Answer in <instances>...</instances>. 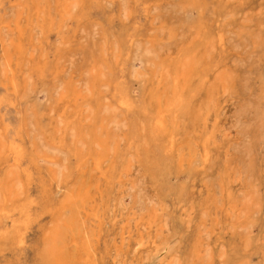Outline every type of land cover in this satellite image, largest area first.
<instances>
[{"label":"bare ground","instance_id":"1","mask_svg":"<svg viewBox=\"0 0 264 264\" xmlns=\"http://www.w3.org/2000/svg\"><path fill=\"white\" fill-rule=\"evenodd\" d=\"M16 3L0 0V264H65L58 247L62 229H70L64 213L77 201L89 199L88 214L95 216L97 200L131 167V156L154 181L166 179L165 170L173 165L167 157L177 149L174 131L179 119L194 121L236 87L238 77L227 64L229 33L237 37L242 30L233 17L247 2L28 0L27 35L19 15L6 17V10ZM33 18L43 33L37 43ZM6 29L18 34L7 43ZM162 29L164 40L158 32ZM171 39L173 48L163 50ZM74 43L82 61L63 78L61 61ZM41 92L45 100L39 99ZM124 129L128 131L121 147L116 138ZM210 137L208 133L203 138V167L210 158ZM87 166L104 182L101 187L95 181L91 194L87 189L81 192L83 183L77 184ZM157 184L164 189L167 183ZM185 194L187 190L177 189L178 196ZM227 203L236 219L245 216L248 221L264 204V188L263 197L246 192L240 203L230 198ZM200 214L205 215L201 209ZM154 219L151 212L149 227ZM205 220L201 216L191 229L186 224L187 233L176 247L162 241L132 264H222L224 253L226 264H234L242 239L229 225L240 222L227 219L229 228L208 231L214 251L193 231L204 227ZM102 227L100 221L91 244L84 235L69 236L68 247L74 245L83 264H113V251L121 255L109 237H101ZM263 244L260 241L245 254L257 255L256 264H264Z\"/></svg>","mask_w":264,"mask_h":264},{"label":"rangeland","instance_id":"2","mask_svg":"<svg viewBox=\"0 0 264 264\" xmlns=\"http://www.w3.org/2000/svg\"><path fill=\"white\" fill-rule=\"evenodd\" d=\"M27 1L17 0L13 7L6 10L8 19L13 20L17 15L21 17L20 28L23 32L28 22ZM49 1L52 4L55 2ZM246 2L245 9L235 13L233 17L242 24V30L237 37L234 32L229 33L231 54L227 64L228 71L232 70L238 77L236 87L221 95L219 105L214 102L208 112L202 110L194 121L185 117L179 119L174 131L177 149L172 156L167 157L170 162L173 160V165L168 164L169 172L165 170L168 175L166 179L154 181L149 172H146V167L142 166L135 156H131V167L119 176V181L115 182L110 193L97 200L95 216L88 214L92 207L89 199L77 201L70 212L64 213L63 218L65 223L70 225V229H62L58 247L62 248L61 256L65 264H83L74 245L68 247L69 236L84 235L91 244L98 236L100 221L104 225L101 237H109L121 254L115 256L116 252L113 251V264H132L135 257L139 254L148 255V251L162 241L168 242L173 248L176 247L180 236L184 232L187 233L185 229H191L201 216L206 219L205 226L193 231H198V235L206 243L210 242L214 251H217L212 246L214 237L211 238L208 231L211 228L217 232L225 230L228 227L227 219L230 222L232 219L239 221L240 226L229 225L233 235L242 239L241 250L234 257V264L257 263V255L245 254L260 244V241H264V204L260 203L257 212L246 221L245 216L236 219V213L227 203L229 198L240 203L246 192L263 197L264 188V0ZM33 19L32 33L34 42L37 43L43 33L39 27L41 24ZM45 19L43 17L40 22ZM155 26H160L159 18ZM85 28L87 31L91 30V24H87ZM15 31H3L5 43L18 35ZM158 32L164 40L166 37L163 29ZM21 36L24 37V33ZM173 42L175 40L171 39L162 45V49L173 48ZM68 48L70 50L61 61V65L66 69L63 78L78 70L82 61V55L75 43ZM135 63L137 66L138 63ZM166 86L168 87V82L164 83L163 88ZM38 96L40 100L47 98L45 92L39 93ZM168 129L170 131L171 127L168 126ZM127 131L124 129L119 133L121 136L116 138L121 147L125 143L122 136ZM208 133L212 134L208 144L210 158L203 167V138ZM162 174L164 175V172ZM97 177L91 166H87L83 177L77 182L84 185L81 192L85 189L89 190V194L95 192V181L104 187L103 179L98 181ZM160 182L167 183L164 189L158 187L157 183ZM178 188L187 190L188 194L178 196ZM106 203L107 210L104 211ZM200 209L206 216L200 214ZM151 212L155 213V224L149 227L146 221H149ZM188 220L191 221L186 223ZM186 224H189L188 228ZM65 244L68 245L64 246ZM182 244L187 242L182 240ZM224 250L227 251L226 248ZM222 260V264H226L225 253Z\"/></svg>","mask_w":264,"mask_h":264}]
</instances>
